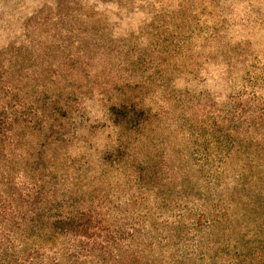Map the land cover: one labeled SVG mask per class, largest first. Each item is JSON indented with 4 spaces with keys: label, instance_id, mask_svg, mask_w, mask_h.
Wrapping results in <instances>:
<instances>
[{
    "label": "rangeland",
    "instance_id": "rangeland-1",
    "mask_svg": "<svg viewBox=\"0 0 264 264\" xmlns=\"http://www.w3.org/2000/svg\"><path fill=\"white\" fill-rule=\"evenodd\" d=\"M0 66L28 101L75 91L56 175L146 228L138 264H264V157L215 184L216 122L264 113V0H0ZM123 103L130 118L108 111Z\"/></svg>",
    "mask_w": 264,
    "mask_h": 264
},
{
    "label": "trees",
    "instance_id": "trees-1",
    "mask_svg": "<svg viewBox=\"0 0 264 264\" xmlns=\"http://www.w3.org/2000/svg\"><path fill=\"white\" fill-rule=\"evenodd\" d=\"M16 74L0 66V264H138L146 228L133 219H109L102 212L103 203L70 190L56 175L58 166L52 159L57 154L48 147L59 139L54 133L63 128L59 120L71 112L75 91L59 87L54 100L28 101L21 92L24 74ZM133 107L111 104L108 111L128 119ZM241 111L216 122V142L221 145L215 152L218 186L234 155L264 157V113L248 117ZM225 122L228 127L220 125ZM252 130L257 134L248 137L249 149L236 153L231 145L242 143L240 136ZM246 167L253 169V163ZM244 176L240 175L241 188ZM229 192L235 200L240 191L235 187ZM244 256L235 254L234 263L243 264Z\"/></svg>",
    "mask_w": 264,
    "mask_h": 264
}]
</instances>
